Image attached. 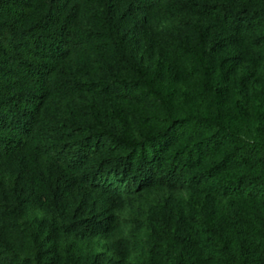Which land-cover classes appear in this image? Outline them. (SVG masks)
I'll use <instances>...</instances> for the list:
<instances>
[{"label":"trees","instance_id":"1","mask_svg":"<svg viewBox=\"0 0 264 264\" xmlns=\"http://www.w3.org/2000/svg\"><path fill=\"white\" fill-rule=\"evenodd\" d=\"M214 1V2H211ZM0 0V165L19 170L20 203L30 201L65 217L83 183L105 176L139 189L190 183L195 194L213 186H233L228 216L217 229H196V219L167 206L150 219L153 244L148 264H264V145L242 137L247 126H264V113L245 109L221 112L217 119L195 109L168 112L152 92L144 91L140 57L146 52L173 61L180 50L149 24L164 13H186L223 30L216 39L198 42L201 60L191 77L203 103L210 84L224 79L218 58L236 48L248 62L260 65L264 54V2L258 0ZM59 6V8H58ZM87 15L88 29L81 27ZM95 55L107 73L101 84L91 81L82 61ZM123 73V75L120 74ZM106 94L101 113L82 118L45 121L50 100L79 93ZM228 103L227 93H221ZM144 102L146 115L130 112ZM134 126L148 134L136 139ZM230 177H234L231 180ZM112 202L123 204L120 196ZM207 210V209H206ZM209 214L216 215L212 198ZM81 209L63 228L90 237L102 221L83 219ZM110 229L118 223L108 222ZM60 236L51 231L39 245L37 264H125L129 243L119 240L118 260L105 254L64 258Z\"/></svg>","mask_w":264,"mask_h":264},{"label":"rangeland","instance_id":"2","mask_svg":"<svg viewBox=\"0 0 264 264\" xmlns=\"http://www.w3.org/2000/svg\"><path fill=\"white\" fill-rule=\"evenodd\" d=\"M78 2L81 0H70L69 7ZM80 19L81 27L88 29V16H81ZM149 24L181 53L180 60L173 61L158 52H146L142 47V43L148 42L145 37L141 42L134 41L146 80L144 91L152 92L168 112L195 109L200 116L210 119H217L221 112L231 113L240 108L253 114L264 113V54L262 63L256 65L245 60L243 51L236 48L226 51L218 58L224 79L210 84L212 96L208 103H203L197 91V79L191 77L196 63L201 60L198 42L216 39L223 35V30L210 21L186 13H164ZM79 66L86 69L91 81L97 84L107 77L95 55ZM120 74L123 75L122 72ZM223 92L229 96L228 103L222 102ZM110 98L113 99L106 94L85 92L66 99L50 100L46 106L45 121L54 117L68 120L75 112L82 118L95 117L101 113L103 99L107 101ZM129 111L146 115L148 108L144 102L136 101ZM132 127L136 139L149 132L146 126ZM242 137L251 143L264 145V126L251 124ZM18 178V169L0 165V264H37L39 245L46 241L51 231L59 234V248L67 260L103 253L117 261L114 245L119 240H126L129 255L125 264H148L153 244L149 223L152 217L173 205L188 217L196 219L197 230L206 226L217 229L220 220L228 216L229 203L236 194L231 185H215L207 193L195 194L188 182L174 187L139 189L108 174L98 184H81L71 200L68 215L62 217L32 201L20 203L16 196ZM230 179L234 180V177ZM114 195L122 198L121 206L117 207L112 202ZM209 198L214 201L216 215L208 212ZM80 209L83 219L102 221L103 229L90 237L65 233L63 228L72 222ZM112 220L118 223L115 229L107 226Z\"/></svg>","mask_w":264,"mask_h":264}]
</instances>
